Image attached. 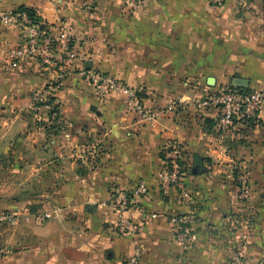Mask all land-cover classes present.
I'll return each instance as SVG.
<instances>
[{
	"label": "crops",
	"instance_id": "crops-1",
	"mask_svg": "<svg viewBox=\"0 0 264 264\" xmlns=\"http://www.w3.org/2000/svg\"><path fill=\"white\" fill-rule=\"evenodd\" d=\"M21 5L57 47L47 62L13 59L23 35L0 21V199L16 215L0 223V264H123L133 253L139 264H224L231 247L244 264H264V113L257 124L222 126L198 103L233 78L264 93V0H0V11ZM65 36L81 49L67 65ZM97 66L139 89L153 117L97 92L88 78ZM64 68L56 108H34L32 92ZM169 140L183 146L188 197L157 184ZM194 162L205 170L192 173ZM139 180L147 190L128 213L138 229L120 234L111 192ZM173 213L193 216L195 243L172 236Z\"/></svg>",
	"mask_w": 264,
	"mask_h": 264
},
{
	"label": "built area",
	"instance_id": "built-area-1",
	"mask_svg": "<svg viewBox=\"0 0 264 264\" xmlns=\"http://www.w3.org/2000/svg\"><path fill=\"white\" fill-rule=\"evenodd\" d=\"M87 5H92L96 0H83ZM133 1V0H129ZM218 1V0H214ZM244 3L245 0H240ZM34 14L29 15L26 11L14 8L8 11H0V21L6 25L18 29L23 35L22 44L17 45L11 50L13 59L31 57L39 55L45 62L50 61L52 54L57 47V40L44 27L41 28L42 21L38 12L34 9ZM44 25V24H43ZM70 36L62 38L60 48V61L66 65L78 54L68 51L67 45ZM64 68L59 76L46 87L35 90L31 94V103L34 108L45 105L48 108H56V100L53 92L60 88L62 78L65 75ZM88 78L97 92L102 94L118 93L126 96L132 105L133 111L137 113L140 120H149L153 113L142 104L138 92L139 89L133 88L121 80L105 73L91 71ZM231 84L217 86L213 91L201 98L198 103L203 107L211 106L219 114L218 119L222 126L233 125L234 122H244L247 118H258L260 113H264V93L257 89H244V87H234ZM161 164L155 174L158 186L167 190L174 187L181 190L182 196L188 197L185 191L182 176L185 172V157L182 144L177 140H169L161 148ZM233 179L238 186L240 199L248 197L249 188L243 174L233 175ZM147 185L144 180H139L130 190L113 189L111 192L109 206L116 216V224L120 234H132L138 229V225L133 223L128 213L136 208L133 201L134 196L145 194ZM154 215V214H152ZM16 220L15 214L0 212V223H13ZM171 224L172 236L182 244H193L197 241V232L194 219L191 214L173 213L168 217ZM123 264H139V254L129 255ZM231 264H244L241 257L235 256Z\"/></svg>",
	"mask_w": 264,
	"mask_h": 264
},
{
	"label": "trees",
	"instance_id": "trees-1",
	"mask_svg": "<svg viewBox=\"0 0 264 264\" xmlns=\"http://www.w3.org/2000/svg\"><path fill=\"white\" fill-rule=\"evenodd\" d=\"M18 10H22V11H26L29 15H32L34 14L33 12V8L31 7H27V6H24V5H21V6H18L17 7ZM45 25L41 24V28H44ZM67 50L68 51H71V50H74L77 54L81 51V49L79 48V43L78 42H75V40H72V38L70 37L69 39V42H68V45H67ZM232 87V86H231ZM244 89H248V88H245ZM138 96H140V92H138ZM245 123L247 124H257L258 123V118H255V117H252V118H247L245 120ZM237 173H234V176L236 175ZM1 201H5V199H0V202ZM232 262V261H231ZM231 262L229 264H231Z\"/></svg>",
	"mask_w": 264,
	"mask_h": 264
},
{
	"label": "water",
	"instance_id": "water-1",
	"mask_svg": "<svg viewBox=\"0 0 264 264\" xmlns=\"http://www.w3.org/2000/svg\"><path fill=\"white\" fill-rule=\"evenodd\" d=\"M89 67V64H87V68ZM207 83L210 85L214 84V78L213 77H209L207 79ZM231 85L234 87H245L247 86V81L245 80H241L239 78H233L231 80ZM203 170H205V168H203L202 164L199 162H194L191 168L192 173H200Z\"/></svg>",
	"mask_w": 264,
	"mask_h": 264
},
{
	"label": "rangeland",
	"instance_id": "rangeland-1",
	"mask_svg": "<svg viewBox=\"0 0 264 264\" xmlns=\"http://www.w3.org/2000/svg\"><path fill=\"white\" fill-rule=\"evenodd\" d=\"M100 64V63H99ZM98 66H100V65H98ZM97 66V68H95L94 69V71H97L98 73H104L103 71H102V69L101 68H99ZM103 68V70H104V67H102ZM90 69V68H89ZM106 69V68H105ZM105 74H107V73H105ZM226 84H230L229 82L228 83H220V85L219 86H223V85H226ZM234 173H236V172H234ZM7 202H3V201H1L0 202V212H3L5 209H4V207H5V205H7L6 204ZM232 245V244H231ZM235 256H238V257H241L242 258V256H241V253H239L238 251H237V249L235 248V247H231V251H230V253L229 254H227V256H226V258H225V261H224V264H229L232 260H233V258L235 257ZM244 263V262H243Z\"/></svg>",
	"mask_w": 264,
	"mask_h": 264
}]
</instances>
